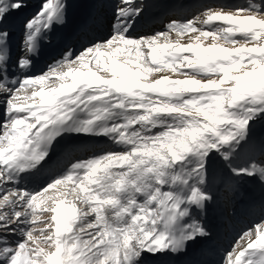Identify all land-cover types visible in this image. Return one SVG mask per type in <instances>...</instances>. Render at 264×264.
<instances>
[{"label":"snow or ice","instance_id":"1","mask_svg":"<svg viewBox=\"0 0 264 264\" xmlns=\"http://www.w3.org/2000/svg\"><path fill=\"white\" fill-rule=\"evenodd\" d=\"M99 6L0 0V264H186L221 187L264 189V0L145 36L147 6L118 0L106 36L34 73L71 10ZM85 138L111 147L26 186ZM221 264H264V209Z\"/></svg>","mask_w":264,"mask_h":264},{"label":"bare ground","instance_id":"2","mask_svg":"<svg viewBox=\"0 0 264 264\" xmlns=\"http://www.w3.org/2000/svg\"><path fill=\"white\" fill-rule=\"evenodd\" d=\"M109 1L112 3L118 2V0H108V2ZM155 1H156V5H158L160 9H163L160 11H167L171 7L172 8L171 12L178 15L179 11H181V13L179 14L180 17H185L187 15L186 17L190 19V17L194 16V14L192 15L189 12L192 10L200 9V5L203 3L204 0H155ZM214 1H218L228 5H237V4H243L245 0H205L204 3L212 4L214 3ZM30 2L33 5V7L27 10L29 13L35 10V6L39 3V0H30ZM104 2L105 0L100 1V5L102 8L104 7ZM113 8L114 5L110 3L109 9L111 16L110 15L109 16L111 18H112ZM156 12L157 10L154 9V13ZM142 15L145 16L146 13H143ZM177 15H175V17H172L171 19H175ZM107 21L109 20L104 18L103 13L98 14L94 18L92 25H90L89 28L86 29V31H88L86 35H84V37H80L79 39L77 38L75 40L68 38L63 43L62 51L66 47H71L72 49L78 52L90 40L106 36L108 34ZM134 32H136V35L138 36L144 35L146 33L142 29L141 23L139 26L134 27ZM134 32L133 35L135 36ZM61 35L62 32L57 29L56 32L50 36V40ZM57 59H60V57H58ZM46 69H47V65L42 64L41 60L37 58L35 60V65L33 69L34 73L39 74L40 72L45 71ZM96 147H98L97 150ZM108 147H111V144L109 141H107L106 138H85L83 140H76L71 142L65 141L60 146L57 147L55 154L52 156V159L49 160L45 168L42 169L39 174H37L34 177H31L29 180L25 181L24 183L26 184L27 187L30 186L29 187L30 189L37 188L36 186L44 183V181L49 177L51 173L55 172L57 169L63 168V166L67 164L70 159H73L74 158L73 155L79 153L78 156H86L95 151H98L99 149L108 148ZM241 192L242 195H238L236 197L238 200H240V203L238 205L240 215H243L241 217L243 219L240 220L239 217L238 220L242 222L248 210H253L254 208H256L257 205H259L258 202L259 203L264 202V189H262L259 184L248 183L242 186ZM226 206H228V201L225 197V192L224 191L220 192L219 190L217 195V203L214 205L212 211L206 217V219L208 220L209 229L212 233V237L211 239L204 241L197 249L193 250L189 254V256L185 258L186 264H221L220 254L224 253L223 251L224 244L222 245V242H220V238L223 230L222 227H224L225 222L229 220V215L226 212ZM255 217L258 218L259 215H256Z\"/></svg>","mask_w":264,"mask_h":264},{"label":"rangeland","instance_id":"3","mask_svg":"<svg viewBox=\"0 0 264 264\" xmlns=\"http://www.w3.org/2000/svg\"><path fill=\"white\" fill-rule=\"evenodd\" d=\"M246 2V0L243 2V4ZM221 5H224V4H220V5H212V7H218V6H221ZM228 6H231V5H228ZM204 10H206V8H204ZM203 10V11H204ZM201 11V12H203ZM200 12V13H201ZM200 13H198L200 15ZM109 15V14H108ZM198 16V15H197ZM178 20H181V18H177ZM167 25V24H166ZM166 30V26L161 30V31H165ZM150 34V33H148ZM153 35V34H151ZM145 36V35H144ZM175 38V37H173ZM188 41V37L185 36L184 38V42L186 43ZM97 148V147H96ZM30 187V186H29ZM28 187V188H29ZM37 188H32V189H38L40 187V185L36 186ZM224 191L223 187L220 188V192ZM225 192V191H224ZM225 197L228 201V206H226V212L228 213L229 215V221H227L226 223V226L223 228L224 230V233H223V237L225 240L228 241V247L230 246V241L233 242V239L237 236V233H239V228H234L239 226L241 224L240 221H238L237 217H238V209H237V206L239 204V201L237 199V197H233L231 196V194H228L226 195L225 194ZM262 209H264V202L262 203L261 207H256V209L253 210L252 212V215L255 217L256 215H261L262 214ZM246 219H249L248 223L246 224V226L251 222L253 221V219H251V216L247 215L245 217ZM222 239V238H221ZM227 247V248H228ZM222 259V258H221Z\"/></svg>","mask_w":264,"mask_h":264}]
</instances>
